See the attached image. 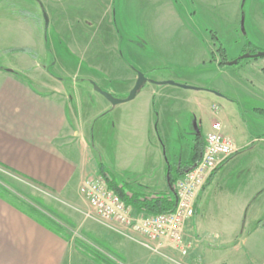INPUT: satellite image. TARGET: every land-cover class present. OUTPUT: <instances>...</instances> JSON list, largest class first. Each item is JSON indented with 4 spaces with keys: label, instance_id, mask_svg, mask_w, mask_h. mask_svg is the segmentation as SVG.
I'll return each mask as SVG.
<instances>
[{
    "label": "crops",
    "instance_id": "1",
    "mask_svg": "<svg viewBox=\"0 0 264 264\" xmlns=\"http://www.w3.org/2000/svg\"><path fill=\"white\" fill-rule=\"evenodd\" d=\"M33 1V7H30L27 13L19 11L20 16L25 18L21 20L20 27L23 25L27 31L26 21L33 12L35 33L42 28L39 21L41 13L47 17L48 23H45L44 37L41 33L42 43H39V46L37 42L33 46L27 41L20 47L21 50L37 48V57L27 53L24 56L31 67L19 71L0 68V164L16 172L15 176L24 182L37 186L39 190L53 195L70 207L81 204L80 190L83 182L97 173L100 174L98 160L86 141L85 130L78 128L74 123L73 99L65 89L57 88V82L62 79L50 73V69L62 65V59L67 58L68 53L75 56L77 53L82 56V60H87L89 72L83 76V84H99L100 88L93 90V94H101L99 91L103 92V89L115 100L120 101V104L113 105L102 95L103 100L99 103L104 105L103 110L106 112L116 111L114 109L122 106L129 114L123 119L124 123L120 129L130 130L137 137L145 136L151 109L154 108L157 115L160 114L158 104L153 103V107L149 104L148 108L147 104L145 107L138 101L140 92L135 98H129L140 74L146 77L145 85L156 87V94L164 91L174 96L182 95L190 102L194 99L199 108L210 98L225 104L230 103L236 107L234 121L237 124L232 125L230 116L226 112L220 114L219 109L216 112L213 108L218 106H213L212 110L218 118L211 121L204 137L212 131V123L219 121L223 134L235 143L238 149L236 154L243 151L244 153L227 159L199 194L195 216L186 230L187 238L193 246L188 256L179 257L178 262H175L174 256L178 253L171 249L167 252L166 260L169 261L165 264H264L262 250L249 245L252 235L244 233L243 229L240 231L241 228L247 227L251 213L254 218L259 214L258 222L264 219L261 213L264 211V179L260 180V183L251 182L245 190H231L228 187L230 166L237 159L248 158L245 159L248 161L244 163V168L251 167L254 172H260V176L262 171L264 173V113L261 112L264 111V60L260 62L261 58H257L251 62L247 59L240 65L228 66L227 62L238 57H232L226 52L227 61L222 66L218 55L215 61L211 62V53L216 51V48L207 52L206 61L202 58L200 46L191 41L181 48L180 63H177L174 57L166 56L171 48L168 43L162 48L155 43L168 40L170 35L176 34L177 31L192 35L194 31L190 28L173 29L170 22L166 24L162 21L145 33L127 27L128 19L132 17V4L145 3L146 7L151 5L162 18L171 20L179 17L175 5L179 0ZM85 21L84 25L78 27ZM152 41L153 48L157 47L158 51L165 52L159 54V61H154V52L148 51L151 50L148 45ZM261 48L264 50V47ZM241 50L243 53L245 46ZM43 51H50L54 55L48 66H42L40 63ZM160 63L167 64L166 68L181 64L179 66L193 71L204 66L212 68L215 75L224 77L223 80L185 79L179 75L178 78L174 71L158 77L156 71L159 69L156 64L162 66ZM235 68L245 71L244 77H238ZM28 73H33L37 78L32 75V81ZM39 76L46 79L41 80ZM105 82H115L116 87H120L115 91L111 86L106 88L103 85L107 84ZM170 83L197 89L182 88ZM230 85L252 86L260 93L255 94L245 106L242 99L230 91ZM195 138L187 145L181 162L189 160ZM165 166L164 162L159 177L154 181L156 190H143L127 184L146 194L166 193L168 190L164 189V184L167 183ZM244 168L238 174L239 179L246 175ZM118 169L120 173L123 172L121 167ZM111 175L117 181L115 175ZM258 231L264 232L262 223H259L254 233ZM98 233L117 250L125 253L130 260L141 264H156L160 261L158 256L138 242L119 234L115 225L110 222L103 221ZM0 264L95 263L75 250L70 240L42 226L0 197Z\"/></svg>",
    "mask_w": 264,
    "mask_h": 264
},
{
    "label": "rangeland",
    "instance_id": "2",
    "mask_svg": "<svg viewBox=\"0 0 264 264\" xmlns=\"http://www.w3.org/2000/svg\"><path fill=\"white\" fill-rule=\"evenodd\" d=\"M33 4V0H0V68L2 69H17L19 71L24 68V70H26L31 67L29 62L25 61V59L27 60V58L24 57L26 53L32 57H37V48L32 50L24 49L26 52L20 49L27 41L33 46L37 42L39 46V43H42L40 42V39L42 40V38H40L41 33H43L44 37L46 17L43 13L39 15L42 28L36 31V33L34 31V12L26 21L27 31L24 30L23 25L20 27L21 20L23 21L25 18L20 16L21 13H19V11L21 10L27 13L28 9L33 7ZM175 5L179 17L167 20L162 18L158 11L153 10L151 5L146 7L145 3H134L131 8L132 17L128 19L127 27L131 29L136 28L145 33V31L153 29L162 21L166 24L170 22V27L173 29L190 28L195 34L193 32L192 35L188 36L185 35L183 31H177L176 34L170 35L168 40L156 41L155 43L156 46L159 44V48H162L165 43H168L171 48L167 51L168 54H166V56L169 55L167 57H174L177 63L180 61L181 48L186 47L191 41H195V43L200 46L202 58L206 61L208 58L207 52L219 47L225 49L228 55L238 58L246 55L242 53L241 48L245 46L246 49L248 44L247 47L249 50L257 52L253 55L264 52L261 48V46L264 47V0H212V2L179 0ZM84 23H86V21L78 27H81ZM148 46L151 47V50L148 51L154 52L153 54L155 57L153 60L159 61L161 58L157 59V57L159 54L165 52L161 50L158 51L157 47L156 49L153 48V41ZM213 52L215 51L213 50ZM75 54L76 56L71 53L66 54L68 57L62 59V65H58L56 69H50V73H53L55 77H60L63 81L57 82V88L65 89L72 97V105H74L75 112L74 123L78 128L83 131L85 130L87 134L86 141L91 146L92 153L95 154L99 166L102 163L105 169L109 173L115 175L117 181L120 183H130L132 186L143 190H156L154 181H156L157 176L159 177L164 162L166 169L168 165L174 166L180 163L187 150V145L193 142L196 134L201 133L202 137H204L211 121L218 118L212 110L213 106H218L220 114L226 112L230 116V123L232 125L237 124L234 121L236 107L230 103L225 104L223 101L212 100L211 98L208 99V97L201 95L204 98L206 97L208 101L203 102V107L199 108L198 103L194 99H191L192 102H190L182 95L174 96L167 92L164 93V91H160L156 94L154 92L156 87L144 84L139 90L141 96L138 101L142 102L145 107L147 104L148 108L149 104H152V107L153 103L158 104L160 107V114L157 115L156 110L154 108L151 109L150 115L148 116L145 136L143 137V135H141L137 137L130 132V130L120 129V126L124 123L123 119L129 114L123 110L122 106H120L119 109H114L116 111L110 110V112H106V110H103L104 105L99 103L103 100L102 94H93V90L100 88L98 86L99 84H83V76L89 72V68L86 66L87 60L84 61L82 60V56L77 53ZM41 55H43V59H40L42 66H48L54 59V55L50 51H43ZM248 60L252 62L256 59L253 58ZM259 60L262 62L261 60L264 59L261 58ZM160 64L163 66L164 63ZM166 65L167 64H164L162 67L156 64V68L158 67L159 69L156 71L158 77L166 72L169 74L171 71H174L177 77L179 75L185 79L206 78L210 80H223L222 77H224L215 75L212 68L210 69L204 66L200 70L193 71L186 70L185 67L179 66L181 64H173L171 67L167 68ZM244 72L245 71L237 69L236 75L238 77H244ZM32 75L33 73L29 74L31 80L37 78L34 75V78H31ZM35 75H37V73H35ZM39 79L45 80L46 78L39 76ZM105 83L107 84L103 85L106 88L111 86L115 91H118L117 88L119 89L120 87H116L115 82ZM179 85L186 86L184 84ZM245 86L232 87L230 85L229 87H231L230 91L234 93V95H238L240 100L242 99L241 101H243L244 105L247 106L248 101L252 100L255 94L260 93V91L252 86ZM190 88L197 89L195 87ZM102 91L104 93L106 92L103 89ZM235 133L238 135L237 131H235ZM206 137H204V140ZM161 139L163 142H161ZM144 140L146 142H144ZM242 153H244V151L236 154L234 157ZM245 159L244 157L237 159V161L230 166L231 175L228 187L231 190L236 188L245 190L251 182L260 183V180L264 179L263 171L260 176V172H254L251 167L248 169V166H245L244 168V163L246 164L248 161ZM120 167L123 171L122 173L119 172L118 168ZM243 168L246 170V175L244 178L239 179L238 174ZM0 178L2 179L0 180V185L13 194H17L19 197L23 198V196L18 193L17 190H19V192L25 195L40 198L48 206L64 216L66 220H68L71 226L70 228L57 219L54 221L59 225V231L70 238L75 250V242L78 238L86 241L82 236L84 232H90L103 238V235L98 233L103 220L93 217L92 209L83 197L80 200L81 204L70 207L62 203V200L59 201V199L53 195L39 190L37 186L26 181L24 182L19 177L1 167ZM239 182L241 183L239 184ZM164 185V189L166 188V190H168V184L165 183ZM261 213H263L264 218V211ZM252 214L253 213L250 214L247 227L241 228L240 231L242 232L243 229L244 233L248 232L252 235L249 245H251V247L254 245L256 249L259 248V250H262L261 252L263 253L261 254L264 256V249H262L264 247V232L258 231L254 233L259 223H264V219L262 218L263 220L258 222L259 214L256 218H254ZM171 249V247L167 246L164 247L163 250L161 249L162 251L153 253L160 258V261L156 264L167 263L169 261L168 259L166 260V258H168L167 252ZM120 253L126 258V264H141L133 259L130 260L125 253L121 251ZM179 257L182 258L178 254L174 256L175 262H178ZM146 258H148V256ZM170 261L173 260L170 259Z\"/></svg>",
    "mask_w": 264,
    "mask_h": 264
},
{
    "label": "built area",
    "instance_id": "3",
    "mask_svg": "<svg viewBox=\"0 0 264 264\" xmlns=\"http://www.w3.org/2000/svg\"><path fill=\"white\" fill-rule=\"evenodd\" d=\"M214 110L217 112L218 107ZM237 152L233 140L223 134L221 122H213L201 159L176 183L178 204L169 213L136 212L109 188L99 173L83 182L81 196L92 209L93 217L114 224L122 236L138 242L152 253L169 246L179 256L186 257L193 247L186 230L195 216L197 198L210 177Z\"/></svg>",
    "mask_w": 264,
    "mask_h": 264
},
{
    "label": "trees",
    "instance_id": "4",
    "mask_svg": "<svg viewBox=\"0 0 264 264\" xmlns=\"http://www.w3.org/2000/svg\"><path fill=\"white\" fill-rule=\"evenodd\" d=\"M247 46L243 54L253 55L257 53L255 51L249 50ZM22 51L26 52V50L24 49ZM216 55L220 56V65L224 66L227 61L225 49L219 47L215 52L211 53V62L215 61ZM242 62L243 61L238 62L237 65H240ZM261 112L264 113V111ZM204 146L205 145L203 137L201 133H198L196 135L194 144L190 149L189 160L186 162L177 163L174 166L168 165L166 169L168 191L166 193L146 194L137 189H134L127 183L117 182L114 177L105 169V166L102 163L99 166L100 174L105 178L109 188L113 190L128 206L132 207L136 212L146 213L150 215L169 213L174 211L178 204L175 189L177 181L187 171L197 165L203 155ZM0 167L13 175H17L16 172L10 170L2 164H0ZM0 180L2 179L0 178ZM17 191L23 196V198L19 197V195L17 194H13L0 185V197L2 199L34 219L42 226L70 240L68 236H65L62 232L59 231L60 227L57 222L54 221L57 219L70 228L71 226L64 216L59 214L52 207L48 206L40 198H34L30 195H25L24 193L19 192V190ZM262 228L264 229V223L262 224ZM82 236L86 241L78 238L75 242L76 250L93 263L126 264V258L120 253L119 250L113 247L105 239L98 237L90 232H84L82 233Z\"/></svg>",
    "mask_w": 264,
    "mask_h": 264
},
{
    "label": "water",
    "instance_id": "5",
    "mask_svg": "<svg viewBox=\"0 0 264 264\" xmlns=\"http://www.w3.org/2000/svg\"><path fill=\"white\" fill-rule=\"evenodd\" d=\"M46 23H48V19L46 17ZM264 57V52L263 53H260V54H257V55H245V56H242L236 60H233V61H230V62H227V65L228 66H236L238 64V62L240 61H243V60H246V59H257V58H263ZM138 82L135 86V88L133 89V91L131 92L129 98L130 99H133L136 97L137 93L139 92V90L142 88V86L145 84L146 82V78L144 75L140 74L139 75V78H138ZM171 85H177V86H180L182 88H189L187 86H183V85H179V84H174V83H170ZM110 103H112L113 105H118L120 104V101L118 100H115L112 96H110L109 94L107 93H104V92H101L99 91Z\"/></svg>",
    "mask_w": 264,
    "mask_h": 264
}]
</instances>
